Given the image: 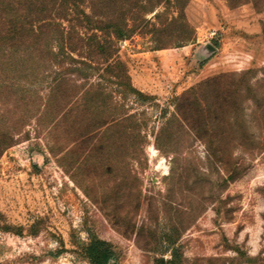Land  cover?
I'll use <instances>...</instances> for the list:
<instances>
[{"label": "rangeland", "instance_id": "1", "mask_svg": "<svg viewBox=\"0 0 264 264\" xmlns=\"http://www.w3.org/2000/svg\"><path fill=\"white\" fill-rule=\"evenodd\" d=\"M44 7L47 41L9 50L27 105L0 117L18 128L0 155V264H91L93 238L106 264H264V0ZM40 54L92 66L88 113L47 109Z\"/></svg>", "mask_w": 264, "mask_h": 264}, {"label": "trees", "instance_id": "2", "mask_svg": "<svg viewBox=\"0 0 264 264\" xmlns=\"http://www.w3.org/2000/svg\"><path fill=\"white\" fill-rule=\"evenodd\" d=\"M46 1L47 0H0V50L5 48L0 51V117L2 118L6 114H11L18 119L25 117L24 114H26L25 108L27 103L25 97L18 93V90H21L18 88H21L22 84L17 81L12 82V79L8 77V72L17 70L14 68L13 63L10 64L9 62L12 60L10 51L13 46L17 44L34 46L41 41H47L46 39H48V34L51 31V24H49L46 19L39 18L40 15L46 11L44 7ZM100 1H102L103 4L106 2V0ZM83 15L88 19L85 13H83ZM127 19L128 18L122 20L124 25L121 31L115 27L111 28L112 30H110L109 36L119 40L124 39V37L128 35V32L131 33L132 30H130L126 24ZM65 40L64 34L57 31L56 43H61L63 56L66 45ZM98 47H102L100 42L98 43ZM29 54L32 55L31 52H29ZM67 57L73 61L75 65H81L83 68L79 69L76 66L72 68L70 66L71 69L65 68L67 71L65 72L63 69L61 70L62 66L60 65H62V61L57 60L58 62H51L42 54H40L36 60H33L32 63L37 67V65H39L38 61L40 60V62H43L44 65H47L51 70V83L46 96V106L48 110L54 109L61 104V109L63 108L64 114L69 109L71 112L75 107L78 108L80 112L86 114L90 109L89 103L92 100L94 85L89 83L90 76H86L82 72L85 68L89 70L93 68L87 62L82 60L76 61L70 54H67ZM33 70L35 71V68ZM68 76L73 79H67L66 77ZM68 80L73 82V86L68 85ZM77 82H79L80 85L77 86ZM76 87L77 91L72 92ZM73 103L75 107H71ZM180 118L182 122H185L183 116H180ZM17 129L18 128H13L11 126H0V155L2 151L12 143L13 136ZM82 129L90 130L91 126L90 124H86ZM89 133L90 132L87 131L86 134L88 135ZM87 250L91 264H106L109 258V251L105 242L93 238L90 240ZM172 262L173 260H170L169 264H172Z\"/></svg>", "mask_w": 264, "mask_h": 264}]
</instances>
